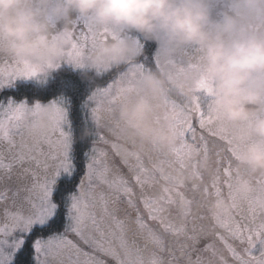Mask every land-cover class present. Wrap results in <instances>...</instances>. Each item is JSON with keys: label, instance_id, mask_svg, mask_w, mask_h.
<instances>
[{"label": "snow or ice", "instance_id": "1", "mask_svg": "<svg viewBox=\"0 0 264 264\" xmlns=\"http://www.w3.org/2000/svg\"><path fill=\"white\" fill-rule=\"evenodd\" d=\"M64 39L55 64L0 54V264H264V177L240 187L211 80H194L187 108L165 102L168 152L128 159L108 134L145 72L195 70L197 50L162 62L137 37L139 59L112 67L90 54L123 37L77 18ZM193 154L213 159L206 184L181 179ZM209 197L229 211H210Z\"/></svg>", "mask_w": 264, "mask_h": 264}, {"label": "clouds", "instance_id": "2", "mask_svg": "<svg viewBox=\"0 0 264 264\" xmlns=\"http://www.w3.org/2000/svg\"><path fill=\"white\" fill-rule=\"evenodd\" d=\"M224 2L228 10L214 16L215 0H0V54L36 66L55 64L77 18L118 37L134 33L169 51L196 47L202 54L200 74L215 86L220 125L239 145V166L264 176V31L251 28V22H264V0ZM134 55L132 43L117 39L98 44L89 59L115 65ZM146 85L155 94L162 82L148 77ZM120 117L144 139L155 134L165 146L173 142L154 130L143 97L122 105ZM39 123L47 126L43 118Z\"/></svg>", "mask_w": 264, "mask_h": 264}, {"label": "flooded vegetation", "instance_id": "3", "mask_svg": "<svg viewBox=\"0 0 264 264\" xmlns=\"http://www.w3.org/2000/svg\"><path fill=\"white\" fill-rule=\"evenodd\" d=\"M214 7V16H218L221 12L228 10L226 7V4L224 0H215V3L213 5ZM247 22V21H246ZM251 28L252 30L255 31H264V22H251ZM59 31V29L55 30ZM128 35L134 36L132 33H128ZM135 37V36H134ZM136 38V37H135ZM144 44H147L148 48L152 51L157 52L158 54L160 53L157 45L155 43H146L143 41ZM188 50H197V57L198 59L195 61L196 63V69L199 71V65L201 61V52L198 48L196 47H191V46H185L181 47L179 49H176L175 51H171V58L169 60H185L186 57H184V52ZM139 59V54L138 50L136 49L135 55L131 57V61H135ZM128 60V61H130ZM162 62H165L161 60ZM124 64V63H122ZM120 64V65H122ZM119 66V65H117ZM195 69V70H196ZM200 73V71H199ZM184 75V74H183ZM148 77H155L157 80L162 82V85L158 92L153 94L147 87L144 89L145 94H148L150 97V122L157 132H163L165 134L170 135L173 137V142L170 144H167L166 146L163 144L161 138L158 135H153L150 139H144L143 136L136 130L134 132V136L131 138H123L121 137L120 139H114L115 144L120 151V153L128 159H136V158H141V157H146L150 152H159V153H165L168 152L170 149L176 146L178 142V137H174V132H172V128L169 127L171 125V122L169 121V113L165 111L164 104L166 101H172L177 104L183 105L185 108H187L191 102L192 98V88L194 86V80L203 77L201 74L196 77L193 81H189V84L185 83L184 76L182 78L181 75H172L170 76L168 71H157L155 68H152L151 71L145 72V78L147 81ZM189 77V75H188ZM185 80V81H184ZM213 84V89L215 92V86ZM187 85V86H186ZM190 85V87H189ZM158 99L159 101V106L155 107L154 100ZM212 101L215 104V95L214 97L211 98ZM201 102L206 103L205 99L203 96H201ZM216 108V105H215ZM158 109L162 110V113L165 114L164 118L167 119V121L164 122H156V118H154V114L158 111ZM217 111V109H216ZM218 119L216 121V128L218 132L221 135H228L230 138L233 139V141L238 145L237 141L235 140L234 136L232 135L231 132L225 131L224 128L221 127L220 125V120H219V113L217 111ZM239 146V145H238ZM239 154H240V148H239ZM236 168L239 173V181H240V187L242 184H247L249 187L250 181L256 177H264L260 175H249L245 170L241 169L239 166V161L236 162ZM214 169V162L211 157L205 158L196 154H193L191 157V160L189 161V167L184 171V173L181 176V179L188 183V184H206L210 176L213 173ZM247 187V189H248ZM242 188V187H241ZM243 189V188H242ZM243 189V190H247ZM209 203L211 205L210 211L215 212L217 210L222 211V212H227L229 211V205L227 203H220L216 204L211 200V198H208Z\"/></svg>", "mask_w": 264, "mask_h": 264}, {"label": "rangeland", "instance_id": "4", "mask_svg": "<svg viewBox=\"0 0 264 264\" xmlns=\"http://www.w3.org/2000/svg\"><path fill=\"white\" fill-rule=\"evenodd\" d=\"M129 36L130 35H128V33H124V34H122L121 37H123V39H126L130 43H132L134 45V51L136 52L137 46H136V43H135V37L131 35L130 37H132V39H128L127 37H129ZM109 42H112V41H109ZM159 51H160L159 56H160L161 60H163V61L166 60L167 61L168 59L171 58V53H170L171 51H169L167 49H164V48H160ZM130 59L131 58L125 59V60L121 61L119 64H115V65L109 64V63H102V64H107V65H110L112 67H117V65L125 63L128 60H130ZM177 62L179 63L180 61L177 60ZM188 75H189V77H188ZM199 75H200V73L196 69V70L188 71L184 75L182 74L181 76H182V78L184 76V79L186 80V81L184 80L185 83L189 84V81H193ZM145 80H146V78H145V74H144V76L140 79V81L137 84L136 91L134 93H132L131 95L127 96V98L124 99L123 102L120 103L115 108L113 113L111 114L113 125H112V127H110L108 129V134H109V136H110V138L112 140L118 139V138L120 139L121 137H123V138L124 137L125 138H131V137L134 136V132L136 131V129L133 128L125 120L121 119V117H120V109H121L122 105H124L131 98H141V97H143L145 100H147V102H148V104L150 106V104H151L150 97H149L148 94H145V92H144V89L146 88V81ZM189 87H190V85H189ZM154 104H155V107L159 106L158 99L154 100ZM164 116H165V114L162 113V110L158 109V111L154 114V118H156V120H154V121H156V122L167 121V119L164 118ZM168 122H171V117L170 116H169V121ZM169 127L172 128L171 125H169ZM171 131L174 132V137H177V135H176L175 131L173 130V128H172Z\"/></svg>", "mask_w": 264, "mask_h": 264}, {"label": "trees", "instance_id": "5", "mask_svg": "<svg viewBox=\"0 0 264 264\" xmlns=\"http://www.w3.org/2000/svg\"><path fill=\"white\" fill-rule=\"evenodd\" d=\"M136 38L138 37L139 38V40L143 43V39L141 38V37H139V36H137L136 34H134V33H132ZM123 65V64H122ZM119 66H121V65H119ZM119 66H117V67H119ZM93 134V132H92V130L91 129H88L87 131H86V135H92Z\"/></svg>", "mask_w": 264, "mask_h": 264}]
</instances>
